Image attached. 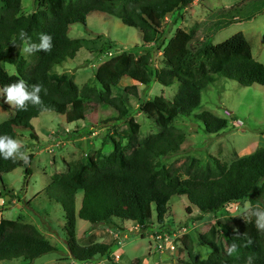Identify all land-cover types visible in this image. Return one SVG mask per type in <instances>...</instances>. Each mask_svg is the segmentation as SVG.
Returning a JSON list of instances; mask_svg holds the SVG:
<instances>
[{"label":"trees","instance_id":"trees-1","mask_svg":"<svg viewBox=\"0 0 264 264\" xmlns=\"http://www.w3.org/2000/svg\"><path fill=\"white\" fill-rule=\"evenodd\" d=\"M192 1L36 0L37 7L25 14L20 10L21 0H0L3 5L0 13V89L21 79L25 80L29 91L33 84H40L39 95L43 102L35 106L28 103L27 110L6 104L12 115L0 120V136L14 138L17 130H27L34 138L36 133L30 118L42 110L63 113L66 121H73L85 109L94 108L96 102L110 105L117 112L115 119H123L125 123L120 130L114 125L110 127L116 138L106 134L112 145L108 152L88 148L71 167L51 174L44 187L43 195L58 201L63 210L66 253L75 261H89L95 255L111 259L110 243H79L75 239L76 216L91 224L108 223L114 228L118 227V221H131L144 230L151 228L154 222L162 227L168 200L174 194H184L199 213L212 212L240 200H247L249 206L264 203V145L229 162L213 158L211 163L202 165L194 156L176 166L160 161L176 151L184 138V129L176 123V118L192 116L209 132L225 126L226 118L208 110L192 113L199 103L200 91L208 83L222 76L242 85L258 83L264 86V64L254 59L249 42L240 30L215 43L207 40L231 23L251 20L264 6V0H238L210 10L197 21L196 30H191L182 45L170 39L162 47L164 66L158 69L151 65L148 51L134 55L121 50L96 66L93 74L98 82L96 89L88 85L78 87L67 74L49 72L53 64L72 57L82 46L94 52L92 38L69 37L67 33L70 24H85V16L91 11H103L138 28L140 39L148 43L157 41L165 14L186 7ZM21 31L36 43L41 33L51 35V51H37L27 54V60L22 59ZM13 42L18 47H13ZM111 45L103 41L97 51H110ZM3 63L13 64L14 72H8ZM123 76L142 85L157 81L164 86H176L170 98L154 95L141 102L139 110L154 127L145 135L138 136L140 125L129 115L125 96L110 92L111 87L120 86L118 81ZM135 83L121 87L136 94ZM5 101L6 95L0 92V102ZM25 154L27 162L0 156V172L21 164L24 168L22 182H27L28 163L33 152ZM2 185L0 195L9 192ZM77 191H81V196L75 208ZM231 220L233 228L216 223L195 232L194 236L187 232L180 234L186 257L179 258L177 264H245L249 255L254 257L253 264H264V233L257 230L254 218L247 220L243 211L233 215ZM191 237L208 249L205 257L195 252ZM233 243L238 245V253L229 256L227 250ZM53 250L57 247L32 223L0 216V260L21 257L29 261Z\"/></svg>","mask_w":264,"mask_h":264},{"label":"rangeland","instance_id":"rangeland-1","mask_svg":"<svg viewBox=\"0 0 264 264\" xmlns=\"http://www.w3.org/2000/svg\"><path fill=\"white\" fill-rule=\"evenodd\" d=\"M69 1L72 0H65ZM235 1L238 0H193L186 7L174 9L165 14L157 41L148 43L142 42L138 28L126 25L118 17L103 11H91L85 16V24L72 23L67 33L69 37L92 38L91 48L94 52L82 46L72 57H65L53 64L49 72L67 74L78 87L88 85L96 89L99 88L93 77L96 66L121 50L131 51L134 55L148 51L151 65L158 69L164 66L161 51L170 39L182 45L191 30H196L200 18L215 7L226 6ZM36 7V0H21L22 13L26 14ZM2 11L3 5L0 2V13ZM238 30L248 40L254 59L264 64V6L251 20L231 23L207 40L215 43ZM103 41L112 44L110 51H97ZM23 47L20 49L22 59L27 60ZM3 66L8 72H14L13 64L3 63ZM118 83L120 86L111 87L110 92L125 96L129 115L140 125L138 136L153 131L149 118L139 110V106L154 95L170 98L175 91V84L164 86L152 81L149 85H142L126 76L121 77ZM129 83L137 84L136 94L121 87ZM6 104L8 103L0 102V120L12 115L9 104ZM201 110L226 118L225 126L209 132L204 129L201 121L192 116L176 118V123L184 129V138L176 151L160 158L162 163L176 166L189 156L196 157L202 165L211 163L213 158L229 162L236 156L264 145L263 85H242L234 79L218 77L200 91L199 103L192 113ZM116 116L117 112L110 105L99 102L95 103L94 108H87L77 114L73 121H66L63 113L42 110L30 118L36 137L31 138L27 130L16 131L13 139L22 142L20 151L33 152L28 163L30 173L26 177L27 182H22L24 168L21 164L7 172H0V191L2 184L5 190H9L0 195V216L32 223L57 250L43 253L29 261L21 257L2 259L0 264H177L179 258L186 257L179 239L180 234L187 232L194 236L195 232L204 231L209 224L216 223L234 227L231 217L249 207L247 200L230 202L212 212L199 213L184 194H174L168 200L161 228L160 223L154 222L151 228L143 230L135 227L133 222L124 220L118 221V227L114 228L108 223L91 224L76 216L75 239L79 243H110L111 259L95 255L89 261L78 262L67 257L63 238V210L58 201L43 195L44 187L51 174L71 167L79 156L85 155L88 148H100L102 152H108L112 145L106 134L116 138L110 127L114 125L115 129L120 130L125 126L123 119L117 120ZM80 196L81 191L74 195L75 208L79 206ZM259 204L264 207L263 201ZM191 242L198 256L205 257L208 249L193 237Z\"/></svg>","mask_w":264,"mask_h":264},{"label":"clouds","instance_id":"clouds-1","mask_svg":"<svg viewBox=\"0 0 264 264\" xmlns=\"http://www.w3.org/2000/svg\"><path fill=\"white\" fill-rule=\"evenodd\" d=\"M20 40L23 42L22 51L26 54H33L37 51L49 52L51 51L52 37L47 33H41L38 37L39 43L32 42L31 37L24 31L19 34ZM13 47H18V45L13 42ZM42 91V85L33 84L31 86V91H29L28 85L25 80L21 79L18 82L12 83L0 89V92L6 95V103L10 104L12 107L21 110H27L28 103L32 105H41L43 102L39 93ZM46 91V90H45ZM22 142L13 139L9 136H0V156L4 159H15L19 158L28 161V156L21 152ZM244 215L247 220L251 221L254 218V223L257 230L264 233V207L259 203L255 206H249L245 209ZM135 224V223H134ZM250 242V241H249ZM229 256L234 253H238V245L233 243L227 250ZM254 257L249 255L246 258L245 264H253Z\"/></svg>","mask_w":264,"mask_h":264},{"label":"built area","instance_id":"built-area-1","mask_svg":"<svg viewBox=\"0 0 264 264\" xmlns=\"http://www.w3.org/2000/svg\"><path fill=\"white\" fill-rule=\"evenodd\" d=\"M134 226L136 227V224H134Z\"/></svg>","mask_w":264,"mask_h":264}]
</instances>
